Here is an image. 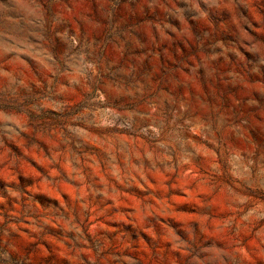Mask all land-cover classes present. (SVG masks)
<instances>
[{
    "label": "rangeland",
    "instance_id": "374dc122",
    "mask_svg": "<svg viewBox=\"0 0 264 264\" xmlns=\"http://www.w3.org/2000/svg\"><path fill=\"white\" fill-rule=\"evenodd\" d=\"M0 264H264V0H0Z\"/></svg>",
    "mask_w": 264,
    "mask_h": 264
}]
</instances>
